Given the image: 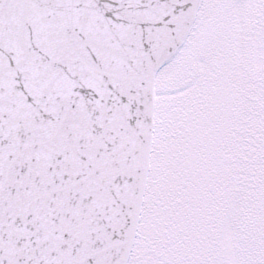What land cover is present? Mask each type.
Masks as SVG:
<instances>
[{
	"label": "snow or ice",
	"instance_id": "1",
	"mask_svg": "<svg viewBox=\"0 0 264 264\" xmlns=\"http://www.w3.org/2000/svg\"><path fill=\"white\" fill-rule=\"evenodd\" d=\"M0 264H264V0H0Z\"/></svg>",
	"mask_w": 264,
	"mask_h": 264
}]
</instances>
